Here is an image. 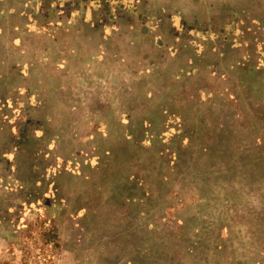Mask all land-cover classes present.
Masks as SVG:
<instances>
[{"label":"rangeland","instance_id":"rangeland-1","mask_svg":"<svg viewBox=\"0 0 264 264\" xmlns=\"http://www.w3.org/2000/svg\"><path fill=\"white\" fill-rule=\"evenodd\" d=\"M0 264H264V0H0Z\"/></svg>","mask_w":264,"mask_h":264},{"label":"crops","instance_id":"crops-1","mask_svg":"<svg viewBox=\"0 0 264 264\" xmlns=\"http://www.w3.org/2000/svg\"><path fill=\"white\" fill-rule=\"evenodd\" d=\"M89 13L78 12L76 13L77 15L73 14L68 16L63 13L56 14L57 18L55 19L56 23L54 25H50L49 23V25L40 29L31 27L25 31V36L39 37L41 46L47 44L48 46L42 49V51L51 53V51H53L52 48L55 49V52L59 53V59L56 62L57 65L64 63L68 65L69 62L72 63L77 60L80 67H86L88 66V62L92 59L91 53H101L104 52L103 50L108 49L107 42L110 36H115L117 34L128 36V32H131V30L122 28L106 30V28L103 27L89 26L88 23H90L92 19ZM65 21L67 22L65 23ZM108 31H110V33H107ZM65 37H73L72 43H65ZM105 37H107V39ZM49 42L54 43L49 45ZM123 42L125 43L127 40L123 39ZM124 46L127 45L124 44ZM41 53L40 58H43V54ZM120 53L122 54V51Z\"/></svg>","mask_w":264,"mask_h":264}]
</instances>
